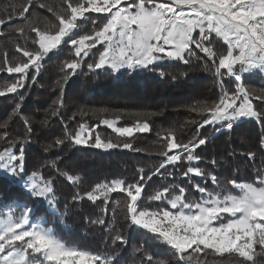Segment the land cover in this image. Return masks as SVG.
I'll return each instance as SVG.
<instances>
[{"label": "snow or ice", "instance_id": "obj_1", "mask_svg": "<svg viewBox=\"0 0 264 264\" xmlns=\"http://www.w3.org/2000/svg\"><path fill=\"white\" fill-rule=\"evenodd\" d=\"M66 5L56 11L47 4H38L55 17L57 23L40 26L39 17L28 15L33 0L21 6L15 15L24 20L23 26L13 30L24 38V44L17 43L15 51L24 59L10 61L4 54L0 72L18 74L15 82L0 88V97L9 93L18 95V102L12 109V117L23 120L26 133L22 137L10 138L7 130L0 132V141L7 144L0 151V181L6 186L0 197V264H118L117 256L107 248L94 249L85 245L69 243L61 238L53 227L48 226L46 215H37L35 202L46 203L55 215L58 201L56 196V176L43 174L41 169L56 170L57 176H64L72 184L80 181V176L61 172L56 160L39 164L30 173L26 167V145L32 133L28 117L21 115L25 99L19 89L29 82L35 84L42 61L63 45H70L72 58L62 62V80L57 81L59 95L53 102L51 115L57 116L64 105V88L69 79L76 75L86 58L99 45L98 57L87 63L89 71L109 69L119 73L121 69L135 71L152 69L161 60H177L188 65L193 59L211 62L214 74L221 87L219 98L211 103L205 101L191 108L202 117L197 132L205 126H219L231 132L238 122L253 120L264 125V110L258 109L253 101H259L264 108V90L257 92L245 84V79L256 75L264 78V0H62ZM102 14L93 18L89 14ZM0 19V25L11 23ZM91 25V27H87ZM27 29V31H26ZM31 34H34L31 35ZM31 42L34 48L27 45ZM222 42L224 50L215 44ZM202 53L203 57L198 55ZM165 73L160 72L163 77ZM183 75V74H182ZM227 75L234 88L223 86ZM176 79L175 76L172 77ZM100 109V112H106ZM85 115L87 113L81 109ZM137 117L145 114L136 113ZM75 117H71L74 119ZM121 117L103 119L101 122L111 128L118 137L132 138L136 133L151 131L147 120H137L132 127H117ZM45 119L42 125H47ZM5 125L0 127H6ZM163 140V150L157 154L163 157L155 171L144 175L140 168L139 179L126 182L112 179L97 183L91 191L72 196L73 201L85 197L93 204L102 200L108 204L112 193L125 194V219L130 227L144 230L158 244L169 247L177 264H207L211 254L227 258L228 264H264V168L256 169L252 182L226 179L221 182L217 175L198 166L202 157L197 149L207 145L208 137L195 136L187 143L178 141L174 129L164 134L157 133ZM68 141L77 146H90L96 149H133L126 141L105 139L95 132L94 127L81 123L71 131L64 126L62 138H56L54 146L59 147ZM53 145L45 148L47 152ZM259 149L264 151V136L259 140ZM233 153H229V156ZM254 160L256 152L246 154ZM187 163L184 177H200L210 180L214 186L194 183L192 187L199 195L193 198L189 188L177 184L163 186L148 200L160 202L156 208L142 206L144 182L153 175L172 176L165 173L169 165ZM213 165L218 161L213 159ZM231 186L230 190L228 186ZM34 201L33 205L28 200ZM119 204V202H117ZM107 213V207L103 209ZM64 213H61L60 223ZM104 225L103 219L91 221ZM127 244L123 234L110 236L106 244ZM142 264H154L155 257L142 248ZM159 264H165L163 260Z\"/></svg>", "mask_w": 264, "mask_h": 264}, {"label": "trees", "instance_id": "obj_2", "mask_svg": "<svg viewBox=\"0 0 264 264\" xmlns=\"http://www.w3.org/2000/svg\"><path fill=\"white\" fill-rule=\"evenodd\" d=\"M41 2L56 11L66 7L62 0H33V5L26 15L30 18L39 17L41 27L45 23H57L52 13L38 7ZM25 4L27 0H0V19L7 20L9 15H13L11 23L0 25V67L3 66L5 52L10 61L24 59L22 53L15 51V45L17 43L23 45L24 38L13 29L25 24L24 20L15 15ZM89 15L93 17L99 14ZM27 46L35 47L30 41ZM215 46L220 51L224 50L222 42ZM98 55V49L93 50L86 58L87 63H92ZM198 55L203 57L202 53ZM71 58V46L62 44L42 61L37 82L35 84L29 82L25 88L19 89V93L25 96L21 115L30 119L32 127L30 143L26 145L27 171L30 173L35 170L38 167L37 162L46 164L48 161L56 160L61 172H68L81 178L78 183L72 184L64 176H57L55 169L49 167L41 169L46 177L56 176L58 207L53 215L46 203L36 201V214L46 215L48 226L53 227L65 241L94 249L107 248L110 254L117 256L118 264H142L144 253L136 251L137 248L152 254L155 257L154 264H159L161 260L165 264H177L169 247L158 244L144 230L129 226L125 219V194L112 193L107 205L102 200H97L93 204L86 197L73 201L72 196L77 193L83 196L97 183L112 179L135 182L139 179L140 168L144 169L146 177L151 175L163 160V157L157 154L163 150V140L157 133L163 135L167 129H174L178 141L183 143H187L195 136L208 137L210 142L196 150L202 157L201 161L198 164L194 163L193 166L217 175L221 182L226 179L252 182L256 169L264 168V151L259 149V140L264 136V125L253 120H244L238 122L231 132L224 130L215 137L212 135L219 126H205L199 133L197 132L198 123L202 122L204 117L192 112L191 108L205 101L211 103L221 94L219 78L215 76L211 62L206 58L193 59L188 65L181 61L164 59L153 66L154 70L121 69L119 73H113L107 68L89 71L85 63L65 85L64 105L59 109L57 116H52L51 112L55 108L53 102L60 94L57 81L62 80V62ZM161 71L165 73L163 77L160 76ZM173 76L176 77L175 80L172 79ZM16 79L18 74L0 72V88L15 82ZM244 82L257 92L264 90V78L260 75L246 78ZM223 86L231 90L234 88V82L225 75ZM127 100L133 104L127 103ZM17 102L18 95L14 93L0 97V126L7 122L6 127H0V132L7 130L10 138L22 137L26 133L23 120L11 115ZM253 102L258 109L264 110L259 101ZM81 109L87 114L82 113ZM100 109L107 111L100 112ZM136 113L145 115L137 117ZM116 115L121 117L117 121V127H132L139 119L147 120L151 131L136 133L132 138L118 137L111 128L101 122L103 119H113ZM45 119L48 123L42 125L41 122ZM81 123L94 127L95 132L105 139L121 142L127 140L133 144V149L139 151L123 148L103 150L73 145L68 141L59 147L54 146L55 139L63 137L65 125L74 131ZM50 144L53 147L46 152L45 148ZM4 147H7V144L0 141V151ZM249 151L256 152L254 160L250 161L246 157L245 154ZM229 153L233 155L229 156ZM213 159L218 163L213 165L211 163ZM187 167V163L169 165L162 171L172 172V176L153 175L151 180H146L142 206L156 208L160 205V202L148 200V196L170 184L189 188L192 193L190 198L199 195L192 187L194 183H206L208 187H214L210 180L205 181L195 176L184 177L182 173ZM228 187L233 190L230 185ZM5 191V184L0 181V197H3ZM27 202L29 205L34 203L31 199ZM105 207L107 213L103 211ZM61 213H64L63 224L60 223ZM96 219H103L105 224H92L91 221ZM117 233L126 237L127 244L112 245L110 242L106 244L110 236ZM206 259L207 264H228L226 257L210 254Z\"/></svg>", "mask_w": 264, "mask_h": 264}, {"label": "rangeland", "instance_id": "obj_3", "mask_svg": "<svg viewBox=\"0 0 264 264\" xmlns=\"http://www.w3.org/2000/svg\"><path fill=\"white\" fill-rule=\"evenodd\" d=\"M99 15H102V14H99ZM99 15H98V16H99ZM93 17L95 18V17H97V16L93 15ZM87 27L90 28L91 25H88ZM99 48H101V47L98 45V46H97V49H99ZM97 49H93V50H97ZM93 50H92V51H93ZM123 93H125V92H123ZM123 101H124V100H123ZM125 102H126V100H125ZM127 103H132V104H133V102H131V101H129V100H127ZM216 131H218V130H216Z\"/></svg>", "mask_w": 264, "mask_h": 264}, {"label": "water", "instance_id": "obj_4", "mask_svg": "<svg viewBox=\"0 0 264 264\" xmlns=\"http://www.w3.org/2000/svg\"><path fill=\"white\" fill-rule=\"evenodd\" d=\"M222 131H224V130L216 131V132L212 135V137H215L218 133H220V132H222ZM212 137H211V138H212Z\"/></svg>", "mask_w": 264, "mask_h": 264}]
</instances>
